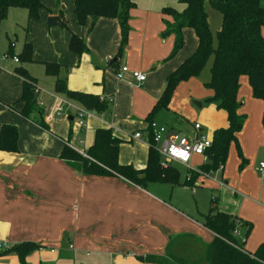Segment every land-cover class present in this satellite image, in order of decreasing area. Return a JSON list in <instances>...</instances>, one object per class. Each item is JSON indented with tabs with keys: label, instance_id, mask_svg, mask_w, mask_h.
<instances>
[{
	"label": "crops",
	"instance_id": "0c3cea01",
	"mask_svg": "<svg viewBox=\"0 0 264 264\" xmlns=\"http://www.w3.org/2000/svg\"><path fill=\"white\" fill-rule=\"evenodd\" d=\"M41 2L44 9L40 18L30 22L26 10L10 9L1 24L0 35L3 31L7 35L12 32L13 24H19L21 28L28 26L27 42L32 44L34 51L31 68L35 64L44 66V62L59 64L62 66L59 78H66L70 91L89 93L106 100L111 115L105 118L86 110L88 116L80 126L72 109L66 114L71 135L59 137L53 119H46L55 103L44 105L39 100L48 131L19 115L24 107V103L19 102L23 80L15 74V69L21 63L13 62V66L4 70L0 68V127L14 125L19 131L18 152L0 151V264H23L13 252H3L24 242L41 246L35 256L40 264L58 261L78 264L79 258L89 259L91 253L93 257L89 264H163L160 260L167 258L174 240L171 248L174 255L191 261L205 260L206 251L215 237L204 225L211 200L208 212L200 221L189 213V207L180 208L179 203H172L175 194L172 184L148 182L139 186L120 175L84 174L60 158L65 144L86 154L94 142L96 130L111 128L122 141L120 164L145 169L151 139L150 120L172 132H181L163 123L170 120L163 111L173 110L175 122L182 129H190L183 130L184 134L193 135L195 123L187 120L202 116L193 110L191 103L201 108L200 102L213 96L211 90V93L205 92L201 84L195 82L196 78L178 85L168 109L151 114L164 91L166 78L196 51L198 38L195 31L191 28L182 30L184 46L170 58L175 38L163 36L167 16L163 15L165 5L160 2L137 0L136 7L130 11V32L123 48L117 19L100 18L90 30L91 18L84 26L76 22L74 0ZM59 10L63 18L58 15ZM53 16L60 17L67 27L63 24L48 26V18ZM72 33L85 40L89 53L79 57L69 50ZM262 34L264 37V29ZM110 61H117L116 66L106 69ZM30 66L25 68L36 78ZM133 72L145 75V81L136 80ZM55 95L57 99L82 108L64 95L56 92ZM238 101V113L246 116L238 134L243 160L232 151L223 168L216 171L221 173V181L213 173L209 174L211 181L217 183V187L213 183L210 187L219 190V196L211 194V198H217L220 211L241 220L243 224L237 229L236 239L240 244L245 240V249L254 253L264 243V178L259 176L257 169L264 161V102L253 97L247 77L240 79ZM74 124L78 132L86 133L76 139L83 148L70 143ZM137 132L142 134L139 140L134 139ZM232 145L236 148L234 143ZM160 159L162 166L161 156ZM207 161L206 156H194L185 180L189 171H198ZM174 165L182 164L171 163L169 166ZM209 175L197 178L190 186L203 184L204 180L210 179ZM163 184L170 186L163 188L160 186ZM28 263L35 264V259ZM28 263L26 259L24 264Z\"/></svg>",
	"mask_w": 264,
	"mask_h": 264
},
{
	"label": "trees",
	"instance_id": "16d2710c",
	"mask_svg": "<svg viewBox=\"0 0 264 264\" xmlns=\"http://www.w3.org/2000/svg\"><path fill=\"white\" fill-rule=\"evenodd\" d=\"M136 3L137 0H74V14L76 22L82 26L91 18L90 30L100 18L117 19L120 24L123 48L130 32V11L136 7ZM181 3L184 6L181 13L168 7L162 10L163 15L172 20L164 22L166 30L163 35L164 37L172 35L175 38L170 58H173L184 46L182 36L184 28L195 31L198 47L191 57L166 78L164 91L151 115L159 110L168 109L178 85L198 78L212 58L210 80L205 87L212 91L213 96L207 101L215 103L218 109L226 111L229 122L228 128L217 129L213 133L212 147L206 152L207 163L203 164L198 171H189L185 184L193 186L199 178V171L201 174L209 175L223 168L233 143L236 145L239 157L243 160L238 134L244 126L246 116L238 113L240 109L238 92L240 79L247 77L253 97L264 102V37L262 34L264 6L262 0H181ZM207 3L222 15V24L216 34V40L211 32L205 9ZM12 8L26 10L30 22L40 18V12L44 6L41 0H0V27ZM58 15L63 18L60 10ZM62 24L63 27H67L65 22ZM22 29L25 34L28 33V26ZM9 46L10 55L17 58L19 62H34L31 43L26 41L21 53L17 56L13 52V43L10 42ZM69 50L79 57L89 53L85 40L73 33L69 41ZM116 63L117 61H112L108 66L114 67ZM43 65L47 75L56 80L54 86L56 93L64 95L68 100L80 105L82 109L103 115L105 118L110 117L109 102L93 94L70 91L66 78H59L62 66L49 62H44ZM15 74L23 80V92L19 102L24 103V107L19 111V115L48 131L44 118L45 112L39 103L40 92L36 78L32 77L23 66L17 67ZM262 124L264 128V114ZM69 134L71 135V130ZM150 138L147 166L142 170H137L131 165L120 164L119 149L122 141L114 135L111 128L96 130L94 142L86 151V156L65 144L60 158L68 166L84 174L120 175L139 186H145L148 182L179 184L178 169L161 166L160 155L153 144L151 135ZM18 139L19 131L16 126L4 124L0 127V151L18 152ZM242 224L237 217L220 211L217 198L212 196L211 207L205 215L204 225L215 234V237L206 251L205 260L191 261L174 255L171 250L175 244L174 240L170 244L169 255L160 262L163 264H264V243L254 253H250L245 249L244 243L240 244L234 236V231ZM40 248L38 244L24 242L14 245L3 254L13 252L24 264L27 257Z\"/></svg>",
	"mask_w": 264,
	"mask_h": 264
},
{
	"label": "rangeland",
	"instance_id": "374dc122",
	"mask_svg": "<svg viewBox=\"0 0 264 264\" xmlns=\"http://www.w3.org/2000/svg\"><path fill=\"white\" fill-rule=\"evenodd\" d=\"M142 1H145V3H153V4L160 2V3L164 4L165 7L171 8V9L177 11L178 13H181L184 9V6L181 3V0H142ZM262 4L264 6V0H262ZM205 9H206V12L208 14V20H209L211 32L213 34L214 40H216V34H217L219 28L221 27V24H222V15H221V13H219L218 11L213 9L209 5V3H207L205 5ZM165 19H167L169 22L171 20L170 17H166ZM13 25L14 26H13L12 32H10L7 35L6 32L3 31L2 34L0 35V38H1V41H0V68L3 70L14 65V63H13L14 57H12L9 53V51H10L9 43L10 42L13 43V46H14L13 52H14V55L17 56V55H19V52L23 48V44L26 41H28V39H27L28 36L25 34V32L22 30V28L19 26V24L18 25L13 24ZM8 37H9V39H8ZM5 55H6V57H5ZM7 57L9 59H4ZM113 59H114V57L111 60H113ZM20 63H21L20 64L21 66L26 67L28 69H29V66L31 64V63H25V62H20ZM211 63H212V58L208 61L207 65L204 67L201 75L195 79V82H197L198 84H201L204 91L208 92V93H211V91L205 87V84L210 80ZM107 66L108 65H106V69H108ZM30 70L33 73H35L34 75L37 79L38 89H40L39 100H41L44 105L52 103V102H53L52 103V105H53L55 103V101L57 100L56 95H55L54 79L51 76L47 75L45 68L42 65H39V64L36 65L35 64L34 67L32 66V68L30 66ZM205 99L202 100V102H200L203 104V106L201 108L196 106L195 104L191 103L193 110L198 111V113H200L202 117L200 119H188L187 121L191 124L192 123H198L202 127V129L204 130L207 138L209 140H212L214 130L221 129V128L222 129L228 128V126H229L228 115H227L226 111L218 109V107L215 103L206 101ZM62 101L67 102V100H62ZM163 112H164L165 116H167V119H170V120H166L163 123H166L167 125H169L170 127H172L173 129H175L177 131L181 130L180 135L186 136L185 135L186 133L184 134L183 130H190V129H186V128L182 129L181 125H179L177 122H175L174 114L172 113L174 111L172 110V111H163ZM218 115H219V117L216 120V116H218ZM220 116H221V118H220ZM52 123L55 127L58 128L57 129L58 131L57 130L56 131H57V135H59V137H64L65 135H67L69 133V130H68L69 121H68L67 115H64L62 118H59L58 120L53 119ZM75 128H76V125L74 126L73 138L70 140L71 141L70 143L73 144L74 146L78 145L79 147L83 148L82 145H79V143L77 142L78 140L76 141V139L78 137H80V135L82 137H84V135L86 136V133L84 131L82 133H80L81 131L78 132ZM61 129H63V130H61ZM58 132L63 133V134H59ZM90 135H91V133L88 135V139H90ZM88 143H91V141H89ZM146 143H148V142H146ZM129 146L131 147L132 144H130ZM232 151H235L238 159L241 160L237 154V150L234 147V145H232L230 147L229 154ZM229 154H228V156H229ZM193 162H195V160H193ZM192 163H190L188 165H174L179 170L180 176H179V185H174V188H173L175 191V194H174V199H173L172 203L173 204L179 203L180 208L184 207L186 209V207H189V209L191 210L189 213L193 214L194 217H196L197 219H199L201 221V220H203L202 216L204 214H206L209 210L211 194H214V195L216 194V196H219V190H218V188L216 190H213V188L210 187V184H212V183L215 185V187H217V183L211 181L212 178L210 177V175L208 176L210 179L204 180L203 184L198 183L195 187H192L190 185H186L184 182L185 177H186V174H187ZM241 164H242V162H241ZM193 171H195V170H193ZM258 172H259V170H258ZM198 174H199V178L204 176V174H201L200 171L198 172ZM213 174L216 177V179L221 181V176H220L221 173L213 172ZM258 174L260 177H262L260 172ZM157 184H162V183H157ZM160 186H163V188H169L170 185L168 186V184H166V185L163 184ZM31 254L32 255L27 257V263L30 260L35 259V264H40V261L35 257V256H37L38 253L35 251ZM66 255L68 256L67 252H66ZM91 257H93L92 253L90 254L89 259L83 260V258H79L77 260V263L78 264H89L88 262L91 259ZM58 263L59 264H71L70 262H59V261L56 262L55 264H58Z\"/></svg>",
	"mask_w": 264,
	"mask_h": 264
},
{
	"label": "built area",
	"instance_id": "2783aa9c",
	"mask_svg": "<svg viewBox=\"0 0 264 264\" xmlns=\"http://www.w3.org/2000/svg\"><path fill=\"white\" fill-rule=\"evenodd\" d=\"M14 62L18 63L19 60L14 58ZM122 70L127 71V68H123ZM133 77L139 82H143L146 79V76L139 72H133ZM72 109L75 110L74 114L78 124L83 126L88 112L85 109L74 107L60 99H57L55 105L51 107L50 113L47 115L46 119L61 118L66 114L68 115ZM148 129L149 133H151L153 144L156 145L157 152L163 159L162 166L165 168L171 163L188 165L194 156H206V152L212 147V140L207 138L206 134L203 133L202 127L198 123L193 125L194 134L191 136H181L154 121L148 124ZM141 138V132H137L134 135V139L136 140ZM83 156H86V154L84 153ZM221 169L222 168L219 170ZM258 170L264 178V161L259 163ZM233 234L237 236L238 230H235ZM244 242L245 240L242 241V243ZM0 247H2L1 243Z\"/></svg>",
	"mask_w": 264,
	"mask_h": 264
},
{
	"label": "water",
	"instance_id": "95a60500",
	"mask_svg": "<svg viewBox=\"0 0 264 264\" xmlns=\"http://www.w3.org/2000/svg\"><path fill=\"white\" fill-rule=\"evenodd\" d=\"M47 24L50 27L61 26L62 25V20H61L60 17H57V16L49 17L48 21H47Z\"/></svg>",
	"mask_w": 264,
	"mask_h": 264
}]
</instances>
